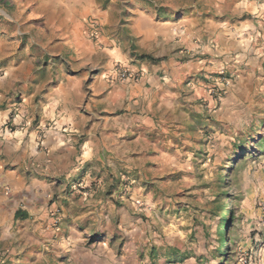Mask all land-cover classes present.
Masks as SVG:
<instances>
[{
	"label": "clouds",
	"instance_id": "9594fccd",
	"mask_svg": "<svg viewBox=\"0 0 264 264\" xmlns=\"http://www.w3.org/2000/svg\"><path fill=\"white\" fill-rule=\"evenodd\" d=\"M33 2L40 15L62 28L83 18L81 7L94 8L87 26L104 39L94 54L53 61L49 81L30 94L28 75L37 61L58 53L49 52L46 36L33 49L43 30L25 26L19 14L13 17L17 27L11 34L30 38L19 54V40L6 50L4 55L15 58L0 65V264H91L97 251L106 264H264V169L251 175L249 167L237 175L235 163L224 158L230 155L225 146L241 133L259 128L264 134L259 118L264 116V0H107L105 13L99 11L105 0ZM142 20L154 28L151 41L136 38ZM101 23L107 27L97 29ZM246 36L259 41L251 49L255 65L238 55ZM106 48L120 52L119 67ZM205 51L209 57L202 56ZM95 69L101 70L99 79L93 78L89 92L84 81ZM70 70L79 72L80 87L69 88V113L54 93L57 85L67 87L76 79L68 76ZM217 73L229 75L218 79ZM53 79L57 84L49 88L48 100L33 103ZM153 81L156 88L145 87ZM17 92L19 107L10 103ZM103 92L112 100H97ZM158 100L164 103L153 108ZM49 107L57 118L70 114L73 122L57 133ZM176 126L184 131H169ZM153 132L163 135L150 139ZM53 135L63 143H49ZM170 136L180 138L178 156L197 141H220L212 152L224 165L218 185L224 195L205 193L200 204L185 191L204 185L216 164L205 169L185 161L186 182L162 179L171 170L165 163L175 147ZM253 180L262 193L255 201L260 208L241 222L237 190L244 181L255 188ZM209 202L215 205L211 211ZM18 211L28 212V218L14 219Z\"/></svg>",
	"mask_w": 264,
	"mask_h": 264
},
{
	"label": "rangeland",
	"instance_id": "374dc122",
	"mask_svg": "<svg viewBox=\"0 0 264 264\" xmlns=\"http://www.w3.org/2000/svg\"><path fill=\"white\" fill-rule=\"evenodd\" d=\"M80 1L82 3H85V0ZM87 3H92V0H87ZM95 11L96 10L92 8V10H90L87 14L88 17H86L84 21V33L90 41L97 43L102 36H100L98 31L93 32V30L87 26L88 21L93 19ZM99 11L100 13L107 12V0H105V4L100 7ZM17 14L20 15L21 19H26L25 26H32L33 29H40L37 28V25L39 27L60 26L58 21L50 23L46 16L40 15L38 4L36 2H33V0H18V2L17 0H0V32L1 30H4L8 33V42H15L16 44L19 40L20 49L25 48L30 37L28 33H20L16 36H13L11 34L16 30L17 27L13 19V17ZM126 14L127 13L125 12L121 15ZM101 26L105 28L107 27L106 24L102 23L96 25L97 29H99ZM241 40L239 44L241 43ZM41 42H45V34L44 36H39L37 38V42L33 44V48L36 47V45H39V43ZM3 59L6 60L7 58L3 57ZM41 62L43 63V60L37 62V65L42 66V64H39ZM117 64H119V62H117L116 65ZM93 72L96 73V70H94ZM228 75V73L216 74L218 79L221 76ZM229 82H231V78H229ZM251 87H254V85H252ZM21 103L22 102L19 101V104ZM253 111L256 112L257 110L254 109ZM259 118L264 119V116ZM261 127H264V125H261ZM169 131L179 133L181 131H184V129H180L178 126H176L169 129ZM169 138L172 139L173 145H175V147L170 148L167 155L165 156V163L168 164L171 170L168 172L167 176L162 177V179L173 177L174 179L171 181L172 184H176L179 181L186 182L189 176V171L187 169L185 161L190 160L192 164H200L205 169H209L212 165L216 164L217 170L208 172V175L204 177V185H200L199 189H197L196 185H192L191 187H186L185 191L191 193L192 196L196 198L197 202L200 204H205V201L203 199H199V197L203 196L205 193L212 195L223 193L224 195L225 193L220 191V189L218 188V185L223 183V173H219V169L223 168L224 165L222 163H217L221 159L220 154H215L212 152V149L216 146V144L220 143V141L214 139L209 140L208 142H205L203 140L197 141L195 147H192L191 149L185 148V152L187 153L186 155L178 156V147H182V145L180 144V138L178 136H170ZM224 151L230 153V155L224 158L235 163V173L237 175H239L242 171L248 169L249 167L253 169L251 175H255L257 170L264 169V134L259 131V128H256L255 131H252L250 129L248 132L241 133L238 138H234L231 141L230 146H225ZM146 167H151V165H147ZM252 183L256 185L255 188L252 187V185L247 184V181H244L243 183H240L239 189L237 190V206L239 208V219L241 220V222H243L246 213L253 214L255 213V208H260V205L255 202L259 200L262 195L261 192L257 191V189L260 188V185L255 180H253ZM84 191L86 192L87 190ZM107 194L110 195L111 192ZM205 206L208 211H211L213 207H215V205H213L211 202H209ZM135 214L143 215L142 212H136ZM125 218H127V216H125ZM236 218L237 217H234V219ZM50 219L54 220L55 218L50 217ZM91 264H106V260L104 256L99 251H97L91 259Z\"/></svg>",
	"mask_w": 264,
	"mask_h": 264
},
{
	"label": "crops",
	"instance_id": "0c3cea01",
	"mask_svg": "<svg viewBox=\"0 0 264 264\" xmlns=\"http://www.w3.org/2000/svg\"><path fill=\"white\" fill-rule=\"evenodd\" d=\"M90 10H92V8H88V10L86 11L84 7H81L79 9V12L83 14V18L81 19V16L74 17L73 22L70 23L67 26V28H62L60 26L39 27L37 25V28L42 29L45 36L51 41V43L48 45L49 52L58 53V54L44 55L41 60L37 61V62H40L43 60V63L42 62L39 63V64H42L43 67L38 66L36 63L35 68L31 71V74L28 75V80L30 81V84L28 86V91L30 94L36 90L37 85L46 84L49 81L50 74L54 72L56 68V65L53 63V61H66L67 62V61H70L71 57L78 55V54L91 55L95 53L97 47L103 46V43H102L104 39L103 37H101L97 43H94L90 41L84 33V21L86 17H88L87 14ZM257 10L258 9L255 6H253L251 9L253 13L257 12ZM136 31H137L136 38L141 41L148 42L156 38V33L154 31V28L149 21L142 20L139 23H137ZM17 34H20V33H17ZM213 37H214V33L210 32L208 38H213ZM243 39L241 40V43H240V50L238 52V55L242 54V58L244 59L246 64L255 65L257 61L255 60V53L252 52L251 49L253 47V43H255L256 46L258 47L259 41L255 40L254 37L252 36H246ZM45 42H41V43H45ZM41 43H39V45H36V47H34L33 49H39ZM15 45H16L15 42H8V33L5 32L4 30H1L0 32V56L6 57L7 59L6 60L3 58L0 59V65H6L9 63V61L15 58L14 56H11V55H4V52L6 50H11ZM20 50H21L20 46L16 47L15 48L16 54H18ZM105 54L109 57V59L114 60L115 63L123 59L120 52L114 51L112 48H106ZM199 54L200 53H198V55ZM202 56L209 57L210 54L207 51H205L202 54ZM95 70H96V73L94 72L90 73L88 79L84 81L83 87L89 92L94 84L93 78L96 77L97 79H99V77H97V73H99L101 70L100 69H95ZM24 71L27 73V69H25ZM80 71H83V69H81ZM258 74L259 73H257V75ZM68 76L71 78H76V79L66 82L68 85L67 87H60L59 85H57L58 91L54 93V95H58L63 99L65 107L70 113L71 105L73 103V96H72L71 91H69V88L80 87V85L77 83V80L79 78V72L75 70H70L68 72ZM52 84H57V81L55 79L51 80L50 84L44 87L43 92H41V94L36 97L33 103L39 102L42 99L45 101L48 100L47 93L49 92V88L51 87ZM145 87L156 88L157 87L156 81H153L151 85L146 84ZM9 95L12 96V93H9ZM96 99L97 100L103 99V100L111 101L112 97L108 95V92H103L101 93L100 96H97ZM19 101L23 103V101L21 100L20 93L17 92L15 96H13V99L12 101H10V103L15 104L16 106H20L22 103L19 104ZM87 101H88V97H85V103H87ZM163 103H164L163 100H158L157 104H153V108ZM45 106H47V104ZM4 107L5 108L7 107V103ZM48 111H49V120L54 124L57 133L62 131V126L64 128H67L68 125L73 122L70 114L67 117L62 115L59 118H57L54 107H49ZM101 115L105 117H109L112 115H118V113L104 112V113H101ZM38 121H39V117H37V121L33 122V126H35L38 123ZM19 134H20L19 131H17V135ZM161 135H163V133ZM161 135H158L157 132H153L149 134V138L159 139L161 138ZM57 140H59L60 143H63V140L60 139V137L58 136L53 135L49 137V143L54 144ZM121 151H123L122 146H121ZM133 159H136L135 153L133 154ZM110 192H111V187L108 189V193ZM50 203L51 201H49V204ZM257 210L258 209L255 208V212ZM28 216H29L28 212H23V214L21 215V212L18 211L15 214L14 219H17V220L22 219V218L27 219Z\"/></svg>",
	"mask_w": 264,
	"mask_h": 264
},
{
	"label": "trees",
	"instance_id": "16d2710c",
	"mask_svg": "<svg viewBox=\"0 0 264 264\" xmlns=\"http://www.w3.org/2000/svg\"><path fill=\"white\" fill-rule=\"evenodd\" d=\"M220 195H223V193L221 194V193H217V196H220ZM233 219H234V217H233Z\"/></svg>",
	"mask_w": 264,
	"mask_h": 264
},
{
	"label": "built area",
	"instance_id": "2783aa9c",
	"mask_svg": "<svg viewBox=\"0 0 264 264\" xmlns=\"http://www.w3.org/2000/svg\"><path fill=\"white\" fill-rule=\"evenodd\" d=\"M117 67H119V64L116 65ZM55 220V219H54Z\"/></svg>",
	"mask_w": 264,
	"mask_h": 264
}]
</instances>
